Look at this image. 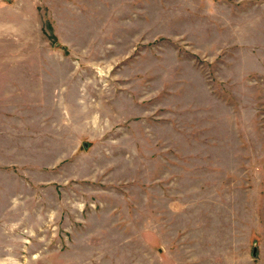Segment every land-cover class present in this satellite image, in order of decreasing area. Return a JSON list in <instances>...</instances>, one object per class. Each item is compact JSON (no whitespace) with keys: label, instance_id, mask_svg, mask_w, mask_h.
<instances>
[{"label":"rangeland","instance_id":"obj_1","mask_svg":"<svg viewBox=\"0 0 264 264\" xmlns=\"http://www.w3.org/2000/svg\"><path fill=\"white\" fill-rule=\"evenodd\" d=\"M194 256L264 264V0H0V264Z\"/></svg>","mask_w":264,"mask_h":264},{"label":"crops","instance_id":"obj_2","mask_svg":"<svg viewBox=\"0 0 264 264\" xmlns=\"http://www.w3.org/2000/svg\"><path fill=\"white\" fill-rule=\"evenodd\" d=\"M92 194H94V192L92 193ZM70 206L72 207V205L70 204ZM84 205H82V204H76V209L77 210H81V208L83 207ZM192 259H193V261H192V263H194V264H197L198 263V259H197V256H194V257H192Z\"/></svg>","mask_w":264,"mask_h":264},{"label":"water","instance_id":"obj_3","mask_svg":"<svg viewBox=\"0 0 264 264\" xmlns=\"http://www.w3.org/2000/svg\"><path fill=\"white\" fill-rule=\"evenodd\" d=\"M254 251H255V249H254Z\"/></svg>","mask_w":264,"mask_h":264}]
</instances>
